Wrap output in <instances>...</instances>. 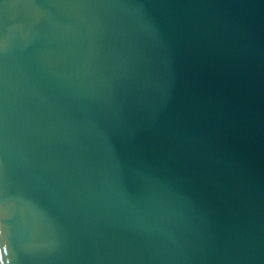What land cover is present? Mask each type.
Wrapping results in <instances>:
<instances>
[{
	"label": "water",
	"instance_id": "1",
	"mask_svg": "<svg viewBox=\"0 0 264 264\" xmlns=\"http://www.w3.org/2000/svg\"><path fill=\"white\" fill-rule=\"evenodd\" d=\"M0 264H264V0H0Z\"/></svg>",
	"mask_w": 264,
	"mask_h": 264
}]
</instances>
